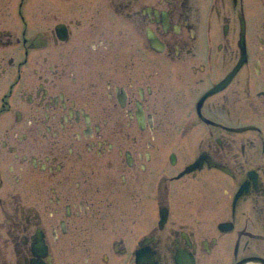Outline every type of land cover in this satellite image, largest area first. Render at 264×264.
<instances>
[{
	"label": "flooded vegetation",
	"instance_id": "1",
	"mask_svg": "<svg viewBox=\"0 0 264 264\" xmlns=\"http://www.w3.org/2000/svg\"><path fill=\"white\" fill-rule=\"evenodd\" d=\"M0 264H264V0H0Z\"/></svg>",
	"mask_w": 264,
	"mask_h": 264
}]
</instances>
